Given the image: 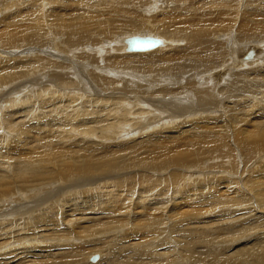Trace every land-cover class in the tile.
<instances>
[{"label":"bare ground","instance_id":"1","mask_svg":"<svg viewBox=\"0 0 264 264\" xmlns=\"http://www.w3.org/2000/svg\"><path fill=\"white\" fill-rule=\"evenodd\" d=\"M4 1L0 0V13L3 14L0 19L2 20L0 42L11 47L13 53L19 54V58H26L17 61L19 66L14 71L11 67L5 69L3 67V71L0 70V85L4 88L22 78L20 86L7 93L0 91V146L3 148H0V180L10 179L12 176L23 177L21 186L36 185L34 187L39 189L43 186H45L43 188L49 187L48 183L51 180L56 182L57 180L54 179H65L66 176L71 175L73 178L75 175L86 177L91 173L105 176L104 172L113 174L115 170L113 173L110 171L113 169H117V173L137 169V173H134L137 177L139 172L145 170L151 172L157 171L154 169L160 171L171 168L172 170L184 166L190 173L186 174V177L185 174L175 177L173 174L176 170L173 169L172 181L174 185L178 180L192 183L193 181L189 182L192 177L199 178L203 170V159L217 158L221 155L220 146L229 138L225 133L227 128L232 129L234 140L239 145L255 149L259 147L264 151V37L262 39L260 36V34L264 36V0L254 2L252 0ZM133 37L153 38L159 43L147 50L133 51L129 48V40ZM251 38H255L257 42L253 46L258 43L263 46L261 47L263 52L255 53L256 56L252 53V57H247L249 61H244V57L238 56V48L243 41ZM254 49L257 51L256 48ZM152 50L154 51L149 53H133ZM13 53L8 52L11 56ZM1 57L0 54V60H3ZM243 64L246 65L245 70L241 69ZM22 68L24 69L20 70ZM31 74L35 77L29 79ZM39 79H42L41 83L46 84L42 87H34L35 89L29 90V94L17 95L14 100L2 99L13 92L25 91L31 84H39L36 82ZM30 94H32L30 98L34 95L36 99L31 101L32 98L30 100L28 97ZM160 95L172 97L173 110H169L168 105L167 109L155 107L156 101L163 103V106L166 105L165 101L167 103L170 101L158 100L162 98ZM251 98L256 101L258 112L249 111L243 117V106ZM13 103L23 105L16 111H8ZM146 104L156 109L158 116L160 114L162 118L155 120L157 117L154 119L147 115L145 124L137 128L143 116L141 113H148L145 109L147 106L140 109L141 105ZM204 110L210 113L211 111L208 110L214 111L213 115L199 114ZM190 112L197 114L191 115ZM23 114L24 117L29 116L31 123L41 121L47 129H58L56 134L39 136L36 140L27 142L26 147L25 143L16 142L14 129L11 127L16 120L23 117ZM183 115H187V118L178 119ZM238 118L242 119L243 124L245 123L241 125L243 128L240 130L234 126L239 121ZM7 121H10L7 123L10 126L5 125ZM159 122L165 126L162 125L161 128ZM182 124L185 126H181ZM64 125L69 126V129ZM166 125L174 129L167 128L164 131ZM158 127L161 128L158 132L153 131V134L151 133L147 138H145L147 135H144L134 144L125 142L129 138H134L136 134L140 136V132H148ZM192 129H194L192 132L197 130V133L192 134ZM126 132L131 134L126 135ZM124 144L127 149L122 148ZM118 145L123 151L118 149ZM175 145H188L190 149L183 153H172ZM200 145L201 148L198 147ZM207 147L210 154L205 155ZM140 148L145 150V157L141 156L144 152ZM166 149L169 153H166ZM141 175L143 174L140 173L137 178L147 184L146 177L144 175L140 177ZM73 178L71 181L73 186L80 184L81 179L79 181L76 176L74 179L78 181H75ZM83 180L81 183L91 179ZM66 181L61 184L70 186ZM193 185L187 184L182 190V203L174 199H171V202L169 200L173 215L170 209L167 211L165 209L163 212L158 209L160 205L152 202L153 194L146 195L149 193L148 188L141 191L143 195H139L143 200H147L146 204L135 200L132 210H128L130 207H125L126 210L120 213L122 193L116 196L105 193V190L100 189V185L94 190H86L89 188L87 187L83 192L74 194L73 198L70 197L69 201H67L69 197H65L66 200L62 197L57 199L53 197L54 205L50 204L49 210L43 208L42 213L39 212L31 218H17L18 216L11 215L14 214L13 212L2 214L1 211V219L6 215L11 219L8 217L4 220L0 219V240L7 241L14 237L20 240L23 236L21 238L23 242L20 241V244L23 243V247L26 244L25 249L21 248L22 251H16L17 245L12 249L8 248L13 251L5 254V261L7 264H22L24 262L17 259V256L21 255L26 257L24 260L27 264L53 260L60 254L67 253L65 248H69L68 245L70 248L74 245L63 242L66 239L63 236L50 239L49 244L60 243V245L49 246L48 242L36 241L53 233H66L87 227L88 235L83 237L84 240L98 238L97 242L103 241L100 244L112 247L107 260L102 253H100L102 258L100 255L95 261L91 258L93 254L89 255L91 264H176L177 261L174 262L168 254L174 251L175 257L172 255L174 258H182L184 249L181 244L175 242V245L170 246L169 249H166L168 246L158 249L161 243L156 242L157 237L155 240L149 238L148 234V237L144 236L142 232L144 237L138 235L140 237L137 239L131 235L130 230L136 221L143 219L140 210L137 209L139 204L147 210L144 217L148 216L153 221L149 219L151 223L135 225V228L143 229L148 233L151 232L154 223L156 224L155 218L162 220L180 218L184 212L179 209L183 206L194 207L199 196L198 190L202 188L203 183L195 182ZM212 187L217 188V186ZM247 187L249 194L254 197L253 203L256 208L264 212V173L249 181ZM59 189L61 187L58 185L52 190L51 195L46 192L48 194L45 195V199ZM30 190L34 192L32 188ZM218 190L220 191L216 189L215 196ZM206 191H202L203 194ZM27 192L19 194L0 184V194L11 198L6 200L11 205L17 203L15 201L17 198L19 202L27 204L26 200L32 198L30 195L29 197L25 195ZM239 194L241 193H238V196ZM238 196L237 198H241L232 199L237 202L236 205L247 198L245 195ZM42 199L41 196L38 198V200ZM36 201L30 200V203L36 205ZM224 201L218 211L223 212L221 217L231 225L252 213L251 203L240 209L238 214V209L231 212L222 211L225 206ZM82 206L84 210L81 209ZM151 206H154L155 210L158 209L153 212L156 215L148 212ZM109 208L113 209L114 214H110ZM9 209L6 207V210ZM196 210L198 214L203 213L198 208L193 213L196 214ZM70 211L72 212L69 213ZM193 213L190 214L188 222L196 223L197 228H194L199 231H205L203 227L206 224L215 223L213 217L206 219L204 216V220L201 221L198 220L200 215L196 216ZM174 214L177 216L175 217ZM131 219L135 221L130 224ZM95 220L99 221L96 223ZM226 220L221 221L226 223ZM186 224L183 221L181 226ZM121 228L125 229L123 233H119ZM233 230L228 231L226 237ZM26 236L30 237L24 240ZM260 236L258 235V238ZM250 240L254 242L251 246H248L249 240L241 241L239 244H234L233 241L232 244H228L226 240L225 243L230 248L228 256H226L227 252L223 255L222 264H264V239L257 241L255 236ZM1 245L4 251V245ZM149 246L150 248H147ZM244 247L247 248L242 251ZM221 248L220 243L218 249ZM161 250L169 253H163ZM10 256L15 260L11 261ZM74 260L71 264H79ZM187 261L193 263L190 259ZM54 264H66L65 259L55 260ZM194 264L212 263L194 262Z\"/></svg>","mask_w":264,"mask_h":264},{"label":"rangeland","instance_id":"2","mask_svg":"<svg viewBox=\"0 0 264 264\" xmlns=\"http://www.w3.org/2000/svg\"><path fill=\"white\" fill-rule=\"evenodd\" d=\"M6 1L7 0H5L4 2H6ZM252 1L254 2L255 0H252ZM50 7H52V6H50ZM126 11H127V9H126ZM2 16H3V14L0 13V19H1ZM1 21L2 20H0V24H1ZM139 36H145V35H139ZM260 36L263 39L264 36L262 34H260ZM263 41H264V39H263ZM254 43H257L255 41V38H253V39L251 38L250 40L243 41L241 43L240 47L238 48V50H239L238 56L244 57V61H249V60H247L248 59L247 58L248 53L251 52V53L254 54V56H256V54H258L257 52H259L261 54V52H263L262 51L263 48H261V47H263V46L261 44H259V43L253 46ZM1 46H4V47H1ZM5 46L6 45L4 43L0 42V47H1L0 54L3 57V60L2 59L0 60V65L2 66V67L0 66V70H2L3 67H4L3 69H5V67L6 68L7 67L8 68L11 67L12 70L14 71L15 68L17 69L18 66H19L17 61L19 62L20 60H22V59H24L26 57H20L19 58L18 57L19 54L17 55V53H13V51H11L12 49H10L11 47H7V46L5 47ZM126 48H127V46H126ZM254 48H256L257 51H255ZM153 51L154 50L146 51V52H133V53H149V52H153ZM8 52L13 53L12 56L9 55ZM126 52H130V51L126 50ZM5 57H6V59H5ZM26 61H28V60H25V62ZM242 68H243V70H245L246 69V65L243 64V67H241V69ZM23 69L24 68H22L20 70H23ZM71 72H73V71H71ZM72 76L74 77V75H72ZM31 77H35V75L31 74L29 76V79ZM21 79L15 80L12 84L7 85L5 88H4V86L0 85L1 86L0 87V91H2L4 93H7L11 89H13V88H15L17 86H20ZM41 80L42 79H39V81L36 80V82H39V84L38 83L37 84H33V85L29 84L30 86L28 87V89H26L25 91L23 90L21 93H19V91H16L17 89H14L16 92H13L12 94H9L7 96L5 95L2 99L9 100V99L13 98L12 100H14L17 95L29 94L30 93L29 90L31 91V90H33L35 88H38V86L42 87V85L44 86L46 84L45 82L41 83L42 82ZM198 81H200V80H198ZM163 86L166 87L167 85H163ZM31 95L32 94L28 95L29 99L31 100V98H32L31 101L35 100L36 97H33L34 96L33 95L30 98ZM160 97H162V98L161 99L157 98V99L158 100L164 99V100H170V101H168V103L165 101L164 102L166 104L165 106H163V103L160 104V101H156V103H154L155 107L160 108V109L161 108H166L167 109L168 106H169L170 108H168V109L169 110H173V108L171 106L172 97H170V96L168 97L166 95L165 96L164 95H160ZM22 103H13L12 106L8 108V111L9 110H12V111L18 110V108L22 107V105H23ZM15 104H17L18 106L15 105ZM146 106H147V108H145V109L148 111V113L147 114H146V112L141 113L143 116L144 115L145 116L144 117L141 116V118H140V120L138 122V127L137 128H139V127H141V126H143L145 124V117L147 115L153 117L154 119L157 117V119H155V120H158V118H162V115L159 114V116H158L156 109H154L152 106H149L148 104L141 105L140 109L141 108L144 109V107H146ZM245 106H243V115L240 114L243 117L246 115L247 112L249 113V111L250 112H252V111L258 112L257 103H256L255 100H253V98L248 100V102H246ZM251 107H253V108H251ZM151 108H153V109L151 110ZM138 111H139V109H138ZM208 111H211V113L210 112H206L204 110V112H201L199 114H206V113L207 114H212L214 112L212 110H208ZM190 113H191V115H193V114L196 115L197 114V113H192V112H190ZM135 114H138V112H135ZM242 116H240V117H242ZM185 117L187 118V115L180 116V117H178V119L179 118L180 119H184ZM173 118H175V116ZM238 120H239V118H238ZM7 123H10V121L5 122V125L10 126ZM38 123L40 125H38ZM160 123H161V128H162V125L165 126V124H163L162 122H159V124ZM18 124H20V125H18ZM36 124L38 126H36ZM242 124H243V121H242V119H240L239 121H237V124H234V126H237L238 129L240 130V129L243 128V126H241ZM243 125H245V123ZM64 126L66 127L67 125H64ZM181 126H185V125L182 124ZM159 127L157 128L158 130L157 129H155V130L150 129L148 132L147 131L146 132H140L139 133L140 136L136 134L134 138H131V139L129 138L125 142H129V144H134L135 142L138 141L137 140L138 138L143 137L144 135H147L145 137V138H147V137H149V135H151V133L153 134V131H154V133H155V131L158 132L161 129ZM26 128H28V129H26ZM133 128L135 130L137 129L136 127H133ZM167 128L168 129H174V128H170V127L167 126L166 129H164V131H166ZM11 129H14L16 142L23 143V144L25 143V147H26L27 142L34 141L39 136L46 137L47 135L56 134L55 132H57V130H58L56 128H51V129L45 128L43 126V124L41 123V121L31 123V120H30L29 116H27V117L25 116L24 117V114H23V117L19 118L18 120H16L15 123H13ZM67 129H69V126H67ZM177 129H179V128H177ZM193 130L194 129H192L191 132ZM196 131L197 130H195V132H192V134L197 133ZM3 133L4 132H2V134ZM127 133H129V132H126V135H127ZM225 133L228 134L229 138H227L226 142L220 146L221 155L218 156V157L216 156L217 158H212V159L211 158H208V159L205 158V159H203L202 160V162H203L202 169L203 170L199 169V170H202L200 175H199V178L198 177H192L193 179L189 181V182L193 181L192 183H185L182 180H178V181H176V184L174 185V182L172 181L173 177H171L172 176L171 172H172L173 169L176 170V172L173 174V176H175V177H178V176H181V175L183 176L184 174H185V177H186L187 176L186 174L190 173V172H187L185 170L184 166L175 167L172 170H171V168H169L167 170L160 169V171H158V169H154V170H157V171H152L151 172V171L145 170V171L139 172V174L141 173V174H143L146 177L145 181L147 182V184L145 182H142L141 180L138 179L139 178V174L137 175L138 178L134 175V173L135 174L137 173V171H138L137 169H135V170L129 169L130 171L129 170H125L123 172L120 171L119 173H117V169L110 170L112 173L115 170L113 174L106 173V172H104V170L100 169L102 172H104L103 174L105 176H101V174L98 175V173H95V174H97L101 178L97 177L94 173H91L88 176L86 175V177L85 176H81V175H75L74 176V178L77 176V178H79V181H80V179L82 181L84 177H85L84 178L85 180H83V181H87V180L91 179L90 181H88L86 183H81V181H80V184H77V185L73 186V184L71 182L72 178H73V175H71L72 177L71 176H69V177L66 176L67 179H66V177H65V179L63 178L65 181L67 180L66 182L70 183L71 187L70 186H65V184H61V183H65V181H63L62 178H57V179H54V180H57L56 181L57 184H56L55 181L51 180V182H54L53 184L49 181V183H48L49 187L43 188V187H45V186H43L42 188H39V189H36L38 187H34L36 185H33V186H21V182L23 181V177H13L12 176L10 179L0 180V184L4 185L8 190H14L16 193H19V194L21 192L28 191L25 195L27 197H29V195H30V196H32V198L26 200L27 204H26V202H24V203H22L21 201L19 202V200H17L18 199L17 198L15 200L17 203L14 204V205H11L8 202H6V200L11 199V198H9L8 196H4L3 194H0V206L2 205L0 207V212L2 211L3 212L2 214H7V212L9 211V213L10 212L14 213V214H11V215L18 216L17 218H20V217L21 218L22 217L31 218L33 215L36 216V214L39 213V212L42 213L43 208L45 210H49L50 209L49 205L52 204L53 201H54L53 197L56 198V199L62 197V199H64V200L67 199V198L65 199V197H69V199H67V201H69V200H71V198L74 197V194L83 192V190H85L87 187H89V188L86 189V190H92V189L94 190V189L98 188L99 185H100V187H101L100 189L102 191L105 190V193H110L111 195H115V196H116V194H121L122 193V196H121L122 201L120 202V204H121L120 213H122L123 210H126L125 207H128V208L130 207L128 210H132L133 209L132 206L135 203V200H136V202L138 201V202H142V203L146 204L147 200H145V199L143 200V198L141 196H139V195H143L141 191L146 190L148 188L147 190H149L148 191L149 193H147L146 195L149 196V195H151L150 193L153 194L152 202L153 203L154 202L158 203V205H160V207L158 209L160 211H162V212L165 209H166L165 211L170 209L169 211H170L171 215H173L172 214V210L170 208L171 205H169V200L171 202L174 199V201H178V202L182 203L181 202V196L183 195L182 190L184 189V187H187V184L190 185V186H194L193 183L200 182V183H203V186H202V188H199V190H198L199 191V196L197 198V201H195V203H194V207L193 206H183V207H181L179 209V211L181 210L184 213L181 212L182 214L180 215V218L175 219V220L174 219L171 220L170 218H167V219L165 218L163 220L155 218L156 224L154 223V225H153L154 228L152 227V230H151L152 233L151 232L148 233V232H146L143 229L135 228V225H141L142 226V224L144 225L145 223L148 224L150 222L149 221L150 217H148V216L144 217L145 213L147 212V210H145L146 208L143 205L139 204L137 209L140 210L141 215L143 216V219H141L140 221H136L135 224L132 226V229L130 230V232H131V235H134L135 238H137V239L140 236H143V234H144V236H147V234L150 235L149 238H154L155 239L157 237L156 239H158V240L155 239L156 242L161 243L160 247H158V249H161V247L163 248V246L164 247L168 246L166 249H169L170 246L175 245V242L181 244V246L184 249V252H183V257L180 258V259L174 258L175 257L174 256V251L171 254V253L165 251L166 249L165 250H161V251H163V253H165V252L167 254L169 253L168 254L169 257H171V259L174 262L177 261V262H175L176 264H181L183 262H185L183 264H186V263L187 264H194V262L222 264V259H223L222 257H223V255L226 252H227L226 256H228V252H229V248H230L225 243L226 240H227L228 244H232V241H233L234 244H239L241 241L249 240V241H247L248 242V246H251L252 244H254V242H252V240H250V239H253V237L256 236L257 237V241L261 240L262 238L264 239V235H263L264 234V215H263L264 212H260L259 211L260 209L256 208V205L253 203L254 197L252 195H250L249 194L250 192L247 190L248 189L247 183L249 181H251L252 179H254V178H258L260 176V173H261V175H262V172L264 173V166H263L264 165V151H261V148H259V147H256V149H257L256 150L253 147H245V146L239 145V143H236L235 140H234V134L232 132V129H230V128H227ZM130 134L131 133H129V135ZM176 134L178 135L179 133H176ZM17 136H18V138H17ZM24 140H25V142H24ZM125 146L126 145L124 144V146H122V148L127 149V146L126 147ZM198 147L201 148L202 145H200ZM0 148H1V146H0ZM122 148H121L120 145H118V149L120 151H123ZM129 148H131V147H129ZM1 149H3V148H1ZM189 149L190 148H189L188 145H175L172 148V153H178V152L183 153V152L188 151ZM140 150L142 152H144V154H141V156L145 157L146 156L145 150L143 148H140ZM207 150H208V147H207V149L205 151V155L208 154V153L210 154V151H207ZM166 153H169L168 149H166ZM206 157H208V156H206ZM186 168H188V166H186ZM163 170H165V171H163ZM161 171H163V172H161ZM95 172H97V171H95ZM158 172H161V173H158ZM169 174H170V176H169ZM143 175H141L140 177H142ZM196 175H193V176H196ZM222 176H223V178H222ZM231 176H232V178H231ZM239 176H241V177H239ZM96 177H97V179H96ZM129 177H130V180H128ZM203 178L205 179L204 181H203ZM206 179H207V181H206ZM123 180L125 181L126 185H125ZM75 181H78V180H75ZM163 181H164V183H163ZM222 181H224L223 184H222ZM135 182H136V184H135ZM148 182H150V183H148ZM161 182L163 184H161ZM213 182H217V183L213 184ZM230 182H231V184H230ZM66 184H68V183H66ZM204 184L205 185L208 184V185L205 186ZM221 184H222V186H221ZM238 184H240L242 187L240 185H238ZM56 185L57 186L59 185L61 187V189H59L51 197H46V199H45V195L48 194L46 192H49V194L51 195V193L53 192L52 190L53 189L55 190V188L57 187ZM105 185H106V187H105ZM108 185H110V186H108ZM165 186L166 187L168 186L167 189L164 188ZM212 186H217V188L216 187H212ZM33 187L35 188L36 191L33 189ZM139 187H140V189H139ZM31 188H32V190H34V192L30 190ZM188 188H186V189L188 190ZM44 189H46V190H44ZM136 189H139V191L136 190ZM201 189H203V190H201ZM216 189H220V191L222 193L218 190V193L215 196L214 194H215ZM37 190H39V191L37 192ZM114 190H116V191H114ZM204 190L205 191L207 190L205 192L206 194L205 193L203 194ZM240 190H241V192H240ZM223 191L225 193H223ZM207 192L209 193V195H208ZM238 193H241V194H239V196L245 195L248 199L245 198L242 202L238 203L239 205H236L237 202L235 203L232 199L237 200V199L241 198V197L238 196ZM218 195H219V197H218ZM26 196H23V197H26ZM40 196L43 197L42 200H38V198H40ZM237 196L239 198H237ZM249 196H251V197H249ZM16 197H19V196H16ZM135 197L137 199H134ZM139 197H140L141 200L139 199ZM101 199H103V198H101ZM30 200H35V201L37 200L36 201V205H34L33 202L30 203ZM224 200H226V201H224ZM209 201H210V203H209ZM223 201L225 202V206L223 207L222 211L223 210H229V212H231L232 210L236 211L238 209V211H237V214H238V213H240L239 212L240 209H243L245 206L247 207V205H249L251 203V205H252L251 206L252 213L245 215L239 221L235 222L234 225H231V224H229L230 223L229 221H227L226 219L221 217L222 216L221 214L223 212L218 211V210L221 209V206H222L221 203ZM20 204H21V206H20ZM216 204L218 205L217 207H216ZM52 205H54V204H52ZM168 205H169V207H167ZM242 205H243V207H242ZM24 206H26V207L24 208ZM83 206H87V205H83ZM6 207H9L10 209L6 210ZM93 207L95 208L96 206H93ZM153 207L151 206L152 210L150 209V211H148L149 213H151V212L153 213V212H156L158 210V209L155 210ZM190 208H192L194 210H192V209L190 210ZM197 208L199 209V211H201L203 213H199L198 214L197 210H196V212H197L196 214L193 213L195 211V209H197ZM68 209H69V207H68ZM81 209L84 210V207L81 208ZM108 211H111L110 212V214H111L113 212V209L109 208ZM263 211H264V208H263ZM71 212L72 211H70L69 213H71ZM79 212H78V214H79ZM191 213L195 214L196 216L200 215L199 216L200 218L198 220H201V221L204 220V216L206 217V219H212V217H213L212 220H215V223L206 224V226L203 227V229L205 231H199V230L195 229V228H197V227H195L196 223L191 224V223L188 222ZM21 214H23V215H21ZM112 214H114V213H112ZM115 214H116V212H115ZM153 214L156 215V213H153ZM174 216L176 217L177 214H174ZM215 216H216V218H215ZM255 216H257V217L255 219H253V217H255ZM7 217H8V215H6V217L4 219H6ZM121 217H123V215H121ZM8 218L11 219V217H8ZM0 219H1V217H0ZM4 219H1V220H4ZM150 220L153 221V219H150ZM221 220H226L227 222L226 223H222V222H225V221H221ZM98 221L99 220H95L96 223ZM134 221H135L134 219H131L130 220V224L133 223ZM183 221H185L187 223L185 226L184 225L181 226V223ZM228 226L231 229H229ZM233 228H234V230H233ZM238 229H240V230H238ZM120 230L121 231L119 233H123L125 231L124 228H121ZM230 230H233V231H231V234L228 237H226V233L228 231H230ZM0 231H1V227H0ZM142 232H143V234H142ZM133 233H135V234H133ZM242 233H244V234H242ZM151 234H153V235H151ZM86 235H88L87 227H82L81 230H75V231L66 232V233H59V232L53 233L51 235L45 236L44 239L36 241V242H43V243L48 242L49 246L60 245V243L49 244L51 242L50 239H52L53 237L58 238L60 236L61 237L63 236V237L66 238L65 241H63V242H65L67 244H73L74 245L71 248H70V245H68L69 248H65L64 246H62L63 248H65V250L67 249L66 250L67 253L60 254L57 258H55L53 260H50V261H47V262H44V263L38 262L37 264H54L55 260L61 261L62 259H65V263L66 264L73 263V259H75L74 261L79 262V264H91V262H90L91 259L88 258V256L91 255V254H93L94 256L96 255L97 259L99 258L100 255H101V258H102V254H103L104 255V259L107 260L109 258V254L112 252V247L108 246V245L100 244L103 241L97 242L98 238L84 240L83 237L86 236ZM138 235H140V236L138 237ZM258 235H261L260 238H258ZM27 237H30V236H26L24 240H26ZM21 238H23V236H21ZM21 238H20V240L17 237H14V238H11V239H7V241L3 240V239L0 240V250H1L0 264H7V262L5 261V256H6L5 254L10 253V252L13 251V250L12 251L9 250L8 248L12 249L16 245H17L16 247L18 248V250H16V251H22V249L26 248L25 247L26 244H24V247H23V243L20 244V241L23 242V240ZM159 238L161 239L160 241H159ZM114 239L116 240L115 237H114ZM155 240H154V242H155ZM26 243H28V242H26ZM146 243H148V241ZM220 243H221L222 248L218 249V246L220 245ZM1 244H3L4 247H5L4 251H3V246ZM147 248H150V246L147 247ZM246 248L247 247H244L242 249V251L246 250ZM161 251H159V252H161ZM2 252H3V254H2ZM31 252H33V250ZM100 253H102V254H100ZM19 255H21V254H19ZM93 255H91V258L93 257ZM195 257L199 258V259H196ZM9 258L11 259V261L15 260V258H12V256H10ZM25 258L26 257L23 256V255L17 256V259L19 261L24 262L22 264H27V261L24 260ZM187 258L190 259L193 263L188 262ZM184 259H186V261H184ZM213 261H216V262H213ZM14 264H17V263H14Z\"/></svg>","mask_w":264,"mask_h":264},{"label":"water","instance_id":"3","mask_svg":"<svg viewBox=\"0 0 264 264\" xmlns=\"http://www.w3.org/2000/svg\"><path fill=\"white\" fill-rule=\"evenodd\" d=\"M158 40L153 38H140V37H133L129 40V48L133 51H139V50H147L150 48L155 47L158 45ZM248 58L252 57V53H248ZM97 256H93L92 260H96Z\"/></svg>","mask_w":264,"mask_h":264}]
</instances>
